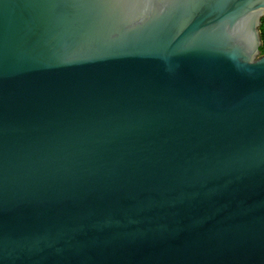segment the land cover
Here are the masks:
<instances>
[{
  "label": "water",
  "instance_id": "95a60500",
  "mask_svg": "<svg viewBox=\"0 0 264 264\" xmlns=\"http://www.w3.org/2000/svg\"><path fill=\"white\" fill-rule=\"evenodd\" d=\"M264 0H0V264H264Z\"/></svg>",
  "mask_w": 264,
  "mask_h": 264
},
{
  "label": "trees",
  "instance_id": "16d2710c",
  "mask_svg": "<svg viewBox=\"0 0 264 264\" xmlns=\"http://www.w3.org/2000/svg\"><path fill=\"white\" fill-rule=\"evenodd\" d=\"M260 31H261L262 42H263V45L261 47V52L264 54V19L262 20Z\"/></svg>",
  "mask_w": 264,
  "mask_h": 264
},
{
  "label": "rangeland",
  "instance_id": "374dc122",
  "mask_svg": "<svg viewBox=\"0 0 264 264\" xmlns=\"http://www.w3.org/2000/svg\"><path fill=\"white\" fill-rule=\"evenodd\" d=\"M263 19H264V18H263ZM263 19H262V20H263ZM262 54H263V53H262Z\"/></svg>",
  "mask_w": 264,
  "mask_h": 264
}]
</instances>
